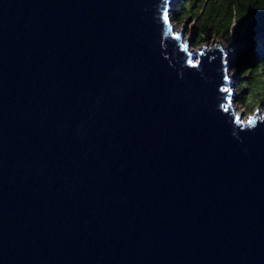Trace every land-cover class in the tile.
<instances>
[{
    "label": "water",
    "instance_id": "obj_1",
    "mask_svg": "<svg viewBox=\"0 0 264 264\" xmlns=\"http://www.w3.org/2000/svg\"><path fill=\"white\" fill-rule=\"evenodd\" d=\"M171 2L0 0V264H264V112Z\"/></svg>",
    "mask_w": 264,
    "mask_h": 264
},
{
    "label": "trees",
    "instance_id": "obj_2",
    "mask_svg": "<svg viewBox=\"0 0 264 264\" xmlns=\"http://www.w3.org/2000/svg\"><path fill=\"white\" fill-rule=\"evenodd\" d=\"M173 20L188 19L191 44L222 41L232 54L245 112L264 107V0H175Z\"/></svg>",
    "mask_w": 264,
    "mask_h": 264
},
{
    "label": "rangeland",
    "instance_id": "obj_3",
    "mask_svg": "<svg viewBox=\"0 0 264 264\" xmlns=\"http://www.w3.org/2000/svg\"><path fill=\"white\" fill-rule=\"evenodd\" d=\"M175 2V0H172V2H171V6H172V9L170 10V16H171V18H172V20H173V6H174V3ZM191 21V20H190ZM189 21V22H190ZM173 25H174V28L176 29V30H180L182 27H184V30H183V33H182V39L184 40V41H186V38H187V36H188V43L190 44V48L192 49V50H194L195 49V47L191 44V38H190V35H189V31H188V27H189V23L185 26V25H180V24H178V23H176L174 20H173ZM218 42H220V41H218ZM221 43L223 44V46H224V48H225V50H226V52L228 53V55L230 56V49L226 46V44L224 43V42H222L221 41ZM231 57V56H230ZM229 67V74L230 75H232L233 76V80L231 81V83L234 85L233 86V91L236 93V97H235V100L232 102V106L236 109V111H238V112H242V111H245L244 110V108H243V106H242V104H241V102H240V97H239V94L237 93V90H236V88H237V85H238V83L236 82V75H235V73L233 72V65L231 64L230 66H228ZM260 111V110H259ZM261 111L262 112H264V107L261 109ZM260 111V112H261ZM247 113V112H246ZM251 113V112H250ZM261 114V113H260Z\"/></svg>",
    "mask_w": 264,
    "mask_h": 264
},
{
    "label": "snow or ice",
    "instance_id": "obj_4",
    "mask_svg": "<svg viewBox=\"0 0 264 264\" xmlns=\"http://www.w3.org/2000/svg\"><path fill=\"white\" fill-rule=\"evenodd\" d=\"M164 19H165V22L167 23V15H165ZM181 47L182 48H187V44H183V45H181ZM225 91H227V90H225ZM249 123H252V121H249Z\"/></svg>",
    "mask_w": 264,
    "mask_h": 264
},
{
    "label": "bare ground",
    "instance_id": "obj_5",
    "mask_svg": "<svg viewBox=\"0 0 264 264\" xmlns=\"http://www.w3.org/2000/svg\"><path fill=\"white\" fill-rule=\"evenodd\" d=\"M225 49V48H224ZM261 112L259 111V114H260ZM261 115V114H260Z\"/></svg>",
    "mask_w": 264,
    "mask_h": 264
}]
</instances>
